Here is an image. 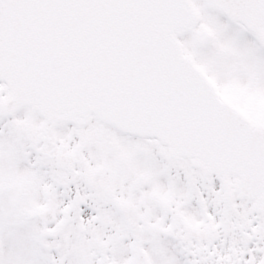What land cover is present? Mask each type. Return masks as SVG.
I'll use <instances>...</instances> for the list:
<instances>
[{"label":"water","instance_id":"obj_1","mask_svg":"<svg viewBox=\"0 0 264 264\" xmlns=\"http://www.w3.org/2000/svg\"><path fill=\"white\" fill-rule=\"evenodd\" d=\"M205 2L250 32L264 27V0ZM197 20L187 0H0V80L17 107L93 114L155 137L211 173L238 176L252 198L264 193V129L219 101L181 55L174 35Z\"/></svg>","mask_w":264,"mask_h":264},{"label":"flooded vegetation","instance_id":"obj_2","mask_svg":"<svg viewBox=\"0 0 264 264\" xmlns=\"http://www.w3.org/2000/svg\"><path fill=\"white\" fill-rule=\"evenodd\" d=\"M26 146L23 217L35 226V221L43 222L39 234L29 236V247L39 236L46 251L56 247L62 253V248L71 247V255L78 257L80 252V259L85 252L100 250L105 253L99 264H110L107 252L115 232L138 236L147 220L152 245L166 250L168 264L244 260L246 254L239 257L237 252V230L223 220L221 197L207 204L205 175L187 161L159 159L158 151L150 149L153 143L120 134L94 119L78 127L38 118L35 127L28 125ZM157 158L166 164L162 185L152 176L160 168ZM47 217L50 221L44 222ZM258 222L251 229L257 232L251 235L252 245L262 250L258 259L264 264V218ZM65 253V264H74ZM249 262L253 264L251 255Z\"/></svg>","mask_w":264,"mask_h":264},{"label":"rangeland","instance_id":"obj_3","mask_svg":"<svg viewBox=\"0 0 264 264\" xmlns=\"http://www.w3.org/2000/svg\"><path fill=\"white\" fill-rule=\"evenodd\" d=\"M194 9L200 11L201 24L198 29H204L209 34L207 43L200 48L193 41V36H183L180 43L185 52L192 56L197 65L204 66L206 63L213 71L211 77L220 97L227 101H234L238 106L244 108L251 116L264 117V51L253 40V37L243 30L241 26L226 21L220 14L214 11L203 10L199 0H190ZM214 67V68H213ZM2 87H0V93ZM24 113L16 118L22 117ZM246 114V113H245ZM248 116V115H247ZM4 123V122H1ZM10 145L0 148V171L12 172L14 156V141ZM166 182L164 177L158 180L162 185ZM7 206H11L10 198L6 197ZM3 218L0 217V221ZM241 224V221H239ZM140 248L138 252L131 253L130 257L123 258L127 253H116L111 251V264H134L135 255L139 256L137 263L154 264L152 253L147 249L145 235L140 237ZM24 248L22 264H33L31 250L26 249L27 241L21 236L20 241L12 240L8 246L17 251L19 245ZM133 243H123L122 245ZM125 250V248H122ZM5 257V256H4Z\"/></svg>","mask_w":264,"mask_h":264}]
</instances>
